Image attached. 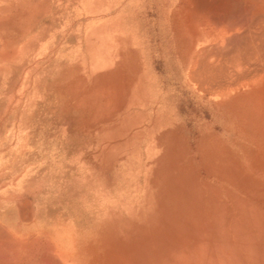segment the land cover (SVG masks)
<instances>
[{
  "label": "rangeland",
  "instance_id": "rangeland-1",
  "mask_svg": "<svg viewBox=\"0 0 264 264\" xmlns=\"http://www.w3.org/2000/svg\"><path fill=\"white\" fill-rule=\"evenodd\" d=\"M224 2L0 0L15 262L264 264V86L218 96L190 79L186 18Z\"/></svg>",
  "mask_w": 264,
  "mask_h": 264
},
{
  "label": "bare ground",
  "instance_id": "bare-ground-1",
  "mask_svg": "<svg viewBox=\"0 0 264 264\" xmlns=\"http://www.w3.org/2000/svg\"><path fill=\"white\" fill-rule=\"evenodd\" d=\"M225 1V5L218 4L221 9L215 11L212 18H207L197 4L189 18L185 17L194 45L201 46L194 59L197 70H192L190 79L215 89L210 91L218 96H227L243 87L264 86V0ZM184 2L186 0H182L183 5ZM238 4H243L242 14L247 17L243 15L241 19L233 12ZM201 21H205L207 27L204 34L198 29ZM11 255L12 246L6 239L0 246V264H19Z\"/></svg>",
  "mask_w": 264,
  "mask_h": 264
}]
</instances>
